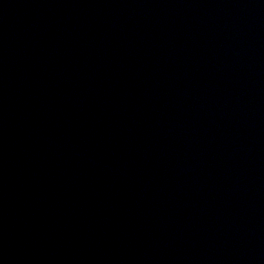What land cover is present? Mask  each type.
<instances>
[{"label": "water", "instance_id": "obj_1", "mask_svg": "<svg viewBox=\"0 0 264 264\" xmlns=\"http://www.w3.org/2000/svg\"><path fill=\"white\" fill-rule=\"evenodd\" d=\"M0 264H264V0H0Z\"/></svg>", "mask_w": 264, "mask_h": 264}]
</instances>
